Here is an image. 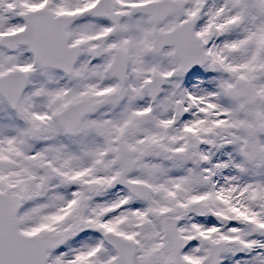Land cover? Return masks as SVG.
Instances as JSON below:
<instances>
[{"label":"snow or ice","instance_id":"1","mask_svg":"<svg viewBox=\"0 0 264 264\" xmlns=\"http://www.w3.org/2000/svg\"><path fill=\"white\" fill-rule=\"evenodd\" d=\"M0 264H264V0H0Z\"/></svg>","mask_w":264,"mask_h":264}]
</instances>
